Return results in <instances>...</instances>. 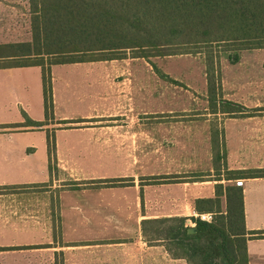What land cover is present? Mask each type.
<instances>
[{
    "label": "crops",
    "instance_id": "1",
    "mask_svg": "<svg viewBox=\"0 0 264 264\" xmlns=\"http://www.w3.org/2000/svg\"><path fill=\"white\" fill-rule=\"evenodd\" d=\"M31 41L32 37L18 43ZM104 62L51 66L53 113L49 120L45 114L42 67L0 68L1 248L37 246L39 248L30 250L39 251L36 253L38 264H55L56 255L61 253L64 264H188L183 258H174L165 245L148 241L142 233V222L186 217L187 226L189 218L198 214L196 200L215 198V186L208 187L203 185L206 181L198 180L167 181L200 174L201 161H188L166 151L156 154L153 135L137 132L150 125L137 121L136 108L129 109V121H107L111 115H107L106 109ZM256 108L264 109V105ZM234 120L225 125L227 157L226 165L220 166L219 177L224 178L226 171L242 172L239 179L244 180L240 189L245 229L248 233L264 231V177L250 178L247 174L264 169V119ZM40 122L43 126H35ZM107 129L134 132L123 139L124 135L109 134ZM161 129L166 130L162 137L168 139L169 125L163 124ZM49 136L55 139L52 164L63 178L57 176L56 170L51 172ZM143 141L147 147L144 152L139 149ZM123 145H129L128 154L123 152ZM106 163L112 165L111 170H104ZM64 177L124 179L130 185L115 188L131 192L132 202L101 200L108 187L63 189L59 193L60 234L56 240L50 195L58 183L66 181ZM153 178L161 183L152 184L156 181ZM224 179L228 183L233 181ZM213 182L216 185L222 183V179ZM158 187L185 191L188 205L174 208L166 217L155 215L153 193ZM172 204L168 203L170 207ZM246 246L248 264H264V238H249Z\"/></svg>",
    "mask_w": 264,
    "mask_h": 264
},
{
    "label": "trees",
    "instance_id": "2",
    "mask_svg": "<svg viewBox=\"0 0 264 264\" xmlns=\"http://www.w3.org/2000/svg\"><path fill=\"white\" fill-rule=\"evenodd\" d=\"M32 13V41L0 45V68L40 66L43 69V91L46 119L53 113V86L51 66L82 63L104 59H81L90 54L132 50L146 54L145 50L178 48H213L222 44L239 47L233 50L264 48V0H30ZM8 51V52H7ZM181 54L189 53L179 51ZM219 52L206 54L208 69V100L212 113L248 115L264 109H248L231 101H221L239 109L224 108L218 103L219 87L214 75L220 79L217 59ZM66 60L49 63L5 64L4 61L37 58ZM137 57H148L140 55ZM80 58V60H75ZM111 59V58H110ZM233 63L238 55L231 57ZM41 127L43 123H35ZM51 172L55 170V139L48 137ZM240 178L241 171L231 172ZM250 178L264 177V169L251 170ZM156 180V178H153ZM151 179V180H153ZM232 179L228 177L227 180ZM124 179L92 180L96 188L121 186ZM79 190V183L72 185ZM1 190V188H0ZM226 195L229 210L218 221L203 222L195 217L196 231L190 233L186 217L159 218L148 223H175L162 237L154 232L152 242L175 241L174 258L189 262V256L198 264H248L247 240L263 239L264 231L247 232L244 226L243 192L240 187L215 185V198L198 199V213L219 212L221 198ZM233 203V204H232ZM147 237V236H146ZM58 238V236H57ZM37 246L15 247L1 250L34 249ZM189 259V260H188ZM187 262V263H188ZM190 263V262H189ZM188 263V264H189Z\"/></svg>",
    "mask_w": 264,
    "mask_h": 264
},
{
    "label": "rangeland",
    "instance_id": "3",
    "mask_svg": "<svg viewBox=\"0 0 264 264\" xmlns=\"http://www.w3.org/2000/svg\"><path fill=\"white\" fill-rule=\"evenodd\" d=\"M32 13L30 0H0V45L13 44L31 40L32 37ZM239 46L233 44L217 45L213 48H187L181 54L178 48H163L145 50L146 54L133 52L132 50L106 52L101 54H90L81 59H104L107 73L106 109L107 121H129V109H137V121L147 123V129H139L140 134H152V145L156 154L168 152L172 155H181L188 161L200 160V174L196 176L187 174L189 178L167 180L172 183L193 180L206 181L203 185L215 186L214 180L222 179L224 185L236 187L237 176L224 172V178L232 176V182L228 183L220 178V166L226 165L227 142L225 137V125L234 121H262L264 112H250L248 115L223 113L214 114L211 111L208 100V52L217 51V65L220 70V79L214 75L216 87H219L217 98L219 105L224 108L239 109L228 106L221 101H231L248 109H254L264 105V48L233 50ZM2 50L0 52H5ZM8 52V51H7ZM147 55L148 57H137ZM238 55L239 61L233 63L231 57ZM111 58V59H110ZM41 61L48 67L49 63L66 60L65 58H37L28 60L4 61L5 64H30L34 61ZM80 60V58H75ZM72 64V63H70ZM121 112V113H120ZM126 113V114H125ZM234 117V118H233ZM163 124L169 125L170 137H162L166 132L161 129ZM109 134H121L129 136L128 129H107ZM196 137L194 138V135ZM113 136V135H112ZM177 137L182 139H176ZM129 139V138H127ZM142 139V138H141ZM145 139V138H144ZM128 144V141H127ZM139 149L142 152L147 148L144 141ZM123 152L129 153V145H123ZM190 164V163H188ZM53 165V164H52ZM58 177L63 174L57 171ZM112 169L110 163H106L105 171ZM197 173V172H196ZM231 175V176H229ZM65 182L58 183V187L51 193L52 213L55 220L54 234L58 240L60 234L59 216V193L63 189L73 190L74 183H79L83 189H99L91 185L92 180H74L67 178ZM161 181H153L152 184H160ZM130 185L125 183L121 186ZM119 186V185H118ZM105 188L101 200L107 202H132V194L127 189ZM204 187V186H203ZM226 187V186H225ZM104 188V187H103ZM47 188H43L44 192ZM73 190V191H79ZM185 191L163 190L161 187L155 189L153 200L155 202L154 213L158 216H167L174 208L186 207L188 201L185 198ZM143 202L145 194L143 192ZM184 201H181V199ZM180 202V205L177 203ZM163 203H166L164 206ZM168 203H173L170 207ZM233 204V203H232ZM229 210V202L226 195L221 198L219 212L214 213L213 221L226 216ZM57 212V214H56ZM223 214V216H221ZM196 218V216H195ZM190 219V218H189ZM212 221V222H213ZM187 223V222H186ZM176 226L175 223H148L143 227L142 233L147 240L155 238V231L165 236L169 227ZM187 227L195 228L196 223ZM196 231V228H195ZM58 236V238H57ZM155 245L163 244L172 252L176 250L177 242L161 241L153 242ZM0 243V249L1 248ZM9 249V248H3ZM36 249V248H34ZM30 250V249H28ZM170 251V252H171ZM39 251L13 252V250H0V264H38ZM171 254V253H170ZM172 255V254H171ZM173 256V255H172ZM189 264H198V260L192 256L188 257ZM48 264V263H46ZM55 264H64L63 254H57Z\"/></svg>",
    "mask_w": 264,
    "mask_h": 264
},
{
    "label": "built area",
    "instance_id": "4",
    "mask_svg": "<svg viewBox=\"0 0 264 264\" xmlns=\"http://www.w3.org/2000/svg\"><path fill=\"white\" fill-rule=\"evenodd\" d=\"M235 184H236V187H243L244 180L243 179H236ZM214 215H215L214 213L204 212V213H198L196 215V218L203 221V222L211 223L213 221ZM188 224L192 225L191 219L188 221Z\"/></svg>",
    "mask_w": 264,
    "mask_h": 264
},
{
    "label": "water",
    "instance_id": "5",
    "mask_svg": "<svg viewBox=\"0 0 264 264\" xmlns=\"http://www.w3.org/2000/svg\"><path fill=\"white\" fill-rule=\"evenodd\" d=\"M189 232H190V233L195 232V228H190V229H189Z\"/></svg>",
    "mask_w": 264,
    "mask_h": 264
}]
</instances>
